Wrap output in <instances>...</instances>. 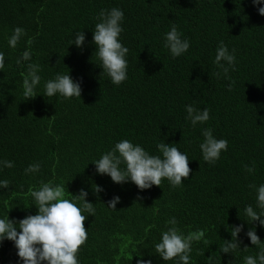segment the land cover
Returning <instances> with one entry per match:
<instances>
[{"label":"trees","instance_id":"trees-1","mask_svg":"<svg viewBox=\"0 0 264 264\" xmlns=\"http://www.w3.org/2000/svg\"><path fill=\"white\" fill-rule=\"evenodd\" d=\"M113 7L124 13L119 39L129 50L127 79L119 86L102 72L92 43L99 12ZM257 7L252 0H0V160L13 162L0 171L10 182L0 189V217L19 222L37 214L30 189L51 182L64 186L68 199L83 189L95 208L84 221L79 264H166L154 245L172 217L184 235L203 233L192 243L190 264H205L211 255L217 264H243L244 256H255L246 232L255 227L264 241V227L243 220V209L255 208L256 193L248 186L264 183V16ZM173 25L190 42L177 58L164 47ZM16 27L26 35L13 49L7 38ZM77 31L86 36L82 48L69 45ZM221 42L235 50L236 70L227 78L215 75ZM26 50L31 59L16 64ZM29 63L40 65L41 84L35 98L23 100ZM57 72L80 83L81 97L42 95L43 82ZM185 105L207 108L210 119L192 127ZM205 128L227 141L215 164L206 163L199 149ZM123 139L151 155H160L156 144L162 140L173 144L187 153L189 177L180 187L162 179L141 191L131 181L116 184L98 175L92 162ZM36 163L39 172L26 175ZM114 196L120 202L111 209ZM239 224L241 249L235 256L220 253L223 240H231L225 225ZM16 251L9 240L0 244V264H18Z\"/></svg>","mask_w":264,"mask_h":264},{"label":"clouds","instance_id":"clouds-1","mask_svg":"<svg viewBox=\"0 0 264 264\" xmlns=\"http://www.w3.org/2000/svg\"><path fill=\"white\" fill-rule=\"evenodd\" d=\"M253 6H258V14L264 16V0H252ZM98 22L92 30V43L95 45V56L100 62V68L111 80L113 85L119 86L127 79V54L119 37L123 32L122 23L124 13L121 9L113 7L102 9L98 16ZM26 35L21 27L13 29L7 38L10 48H16L21 38ZM86 40L84 31H77L69 45L82 48ZM30 43V41H29ZM164 47L168 49L173 58L180 57L190 47L187 39H182L175 25L164 34ZM235 50L229 52L223 42L216 50L213 63L218 71L217 77L223 73L228 77L229 70L235 71ZM31 59L29 51H24L17 58L16 64ZM5 66V57L0 52V70ZM27 72L22 74L23 100L35 98L37 87L41 84L40 65L38 63L27 64ZM231 90V85H229ZM43 96H59L64 99L81 97V85L74 81L70 74L57 72L53 78L43 82ZM187 113L185 119L192 127L204 124L210 119L209 110L196 109L192 105H185ZM203 142L199 144L202 158L206 163L215 164L220 159L222 151H227V141L213 136L211 128L202 130ZM160 155H151L141 145L123 139L115 143L114 147L95 160V170L98 175H107L112 182L122 184L131 181L139 190L150 189L153 185H161L162 179H166L173 188L180 187L189 177V159L187 153L181 152L173 144H167L163 140L156 144ZM13 162L0 160V171L3 168H12ZM251 173L253 170L247 168ZM40 165L30 164L25 168V174L39 172ZM10 182L0 179V189H8ZM250 189L255 190V208L248 204L243 209L245 220L249 225L259 222L264 227V183L250 184ZM96 192L102 191L95 185ZM33 205L37 208V214L28 215L19 222L9 219V216L0 217V244L5 240L13 242L18 264H79L78 251L87 239V230L84 221L88 216H95L93 204L86 200L87 192L80 190L78 195H72L71 199L65 197L64 186L52 185L51 182H41L38 189H30ZM120 202L119 196H114L107 204L111 209H116ZM82 213H87L85 216ZM171 225V226H169ZM177 225L175 217L165 222L166 230H161L160 239L154 245V253L166 262L172 264H190L192 243L200 240L203 233L184 235ZM230 232L231 240H223L219 245L220 253L234 255L240 248L239 234L244 225H225ZM19 229V231H18ZM251 245L257 252L255 256L243 257V264H264V241L257 235L255 227L246 232ZM245 246L243 249L246 250ZM235 256V255H234ZM137 264H152L151 260L140 259ZM205 264H217V258L213 255L206 258ZM232 264V261H229Z\"/></svg>","mask_w":264,"mask_h":264}]
</instances>
